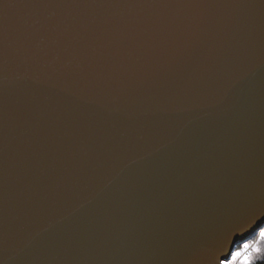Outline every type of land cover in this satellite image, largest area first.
Here are the masks:
<instances>
[{
    "label": "water",
    "instance_id": "water-1",
    "mask_svg": "<svg viewBox=\"0 0 264 264\" xmlns=\"http://www.w3.org/2000/svg\"><path fill=\"white\" fill-rule=\"evenodd\" d=\"M264 226V0H0V264H220Z\"/></svg>",
    "mask_w": 264,
    "mask_h": 264
},
{
    "label": "snow or ice",
    "instance_id": "snow-or-ice-1",
    "mask_svg": "<svg viewBox=\"0 0 264 264\" xmlns=\"http://www.w3.org/2000/svg\"><path fill=\"white\" fill-rule=\"evenodd\" d=\"M264 261V228H260L254 239L247 240L231 252L230 259H222L220 264H257Z\"/></svg>",
    "mask_w": 264,
    "mask_h": 264
},
{
    "label": "rangeland",
    "instance_id": "rangeland-1",
    "mask_svg": "<svg viewBox=\"0 0 264 264\" xmlns=\"http://www.w3.org/2000/svg\"><path fill=\"white\" fill-rule=\"evenodd\" d=\"M264 227V226H263ZM262 227V228H263ZM259 231V230H258ZM258 231L257 232H255V233H253L251 236H249L248 238H246L245 240H243L241 243H239V244H237L236 246H235V248H234V250L237 248V247H239L241 244H243L244 242H246L247 240H250V239H254L255 237H256V235L258 234ZM233 250V251H234ZM231 258V254H230V256L228 257V259H230Z\"/></svg>",
    "mask_w": 264,
    "mask_h": 264
},
{
    "label": "trees",
    "instance_id": "trees-1",
    "mask_svg": "<svg viewBox=\"0 0 264 264\" xmlns=\"http://www.w3.org/2000/svg\"><path fill=\"white\" fill-rule=\"evenodd\" d=\"M264 228V227H263ZM257 264H264V261H261L259 258L257 260Z\"/></svg>",
    "mask_w": 264,
    "mask_h": 264
}]
</instances>
